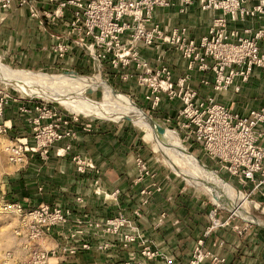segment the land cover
<instances>
[{
	"label": "built area",
	"instance_id": "1",
	"mask_svg": "<svg viewBox=\"0 0 264 264\" xmlns=\"http://www.w3.org/2000/svg\"><path fill=\"white\" fill-rule=\"evenodd\" d=\"M196 2L202 10L215 12L207 33L199 39L192 36L187 26L166 29L155 19L157 8L178 3L180 11L186 12ZM15 3L29 7L34 17L45 18L50 24L64 20L70 12L66 32L52 46L59 58L70 51L71 43L92 54L100 50L114 53L117 61L127 68L126 72L135 63L136 69L143 72L138 77L139 84L152 88L147 99H154L155 104L166 99L181 102L178 116L184 121L180 125L187 130L189 138L193 136L207 158L220 165L231 178H237L249 196L264 198V105L243 115L215 96H202L193 86L194 74L199 73L200 85L211 88L214 93L231 89L240 93L256 69L264 70V25L244 31L234 27L249 19L264 21V0H256L251 5L249 0H0L3 9H10ZM124 38H127V47L113 51V44L120 45ZM149 49L155 53L154 64L142 56L141 50ZM168 51L178 52L186 62L187 72L177 80L166 61ZM128 77L129 74L125 75L124 80ZM20 100L25 98H12L0 87V133L11 134L15 140L8 150L10 161L16 166L22 167L36 157L47 161L51 150L61 142H67L65 150L71 151L80 125L86 133L93 131L94 126L82 124L78 114L64 113L44 100H26L34 103L33 109L26 105L20 107L31 126L29 134L14 137L11 121L5 117L9 105ZM136 160L139 180H143L150 172L141 164V158ZM72 161L80 172L89 169L100 173L91 159L74 155ZM5 209L18 219L17 234L24 239L23 257L17 264H61V258L78 251V246H70L69 240L90 233L113 235L124 248L137 244L141 247V256L149 262L174 264L173 257L150 246L136 222H130L124 215L104 221L78 218L74 229L64 238L65 244L47 248L45 240L69 222L71 209L48 205L28 208L19 202H7ZM216 215L217 210L212 216L213 224H217ZM126 228L131 231L127 232ZM107 246L100 245L98 249ZM203 247L201 239L188 264H204L209 259ZM81 248L89 250L91 246L85 243ZM210 259L213 264H225L216 255Z\"/></svg>",
	"mask_w": 264,
	"mask_h": 264
},
{
	"label": "crops",
	"instance_id": "2",
	"mask_svg": "<svg viewBox=\"0 0 264 264\" xmlns=\"http://www.w3.org/2000/svg\"><path fill=\"white\" fill-rule=\"evenodd\" d=\"M255 1L249 0V4ZM214 14L213 11L202 10L198 2L188 7L186 12H181L180 5L176 3L169 8H157L155 19L166 29L187 26L192 36L199 39L207 33ZM70 17L71 13L67 12L64 20L50 24L45 18H33L27 8L19 7L17 3L10 9L0 6V53L10 62L24 67L77 65L81 61V51L78 48L75 47L62 59L52 52V46L57 44L58 38L66 32ZM262 25L264 21L249 19L234 27L244 31ZM143 55L154 64L155 53L152 49L144 50ZM166 59L173 69L174 80L187 72L186 62L178 52L168 51ZM200 75L194 74L193 85L206 97L210 91L200 85ZM128 84L135 86L137 97L143 101L144 90L139 88L136 82ZM212 95L243 115L251 109L260 108L264 105V70L256 69L249 84L245 85L240 93L231 89ZM23 105L29 109L34 108L33 102L20 100L12 102L6 111L5 118L11 121L14 137L27 136L31 127L26 121L27 116L20 112ZM168 107L169 111L172 110L171 113L175 114L181 104L175 101ZM77 130L78 136L72 143L71 151L65 150L67 142L57 144L51 150L47 161L39 157L29 159L22 167H15L2 186L4 199L8 202H19L28 208L48 205L71 209L73 214L69 222L63 229L57 228L53 231L47 239V248L65 244L64 238L74 229V222L78 218L104 221L123 212L133 219V206H127L129 203L133 204L132 199L138 197L136 192L128 191L129 184L137 176L136 149L132 147V142L128 143V134L133 133L123 128L109 129L103 123L94 124V131L89 133L82 131V125L78 126ZM74 155L86 157L94 162L100 171L102 192H96L92 187L95 175H82L76 171L72 161ZM116 189H120L121 193L117 196L111 195ZM109 197L114 200H109ZM116 199L118 203L115 202ZM162 213L167 215L166 223L158 226V218ZM206 213L204 203L179 196L175 191H167L156 195L153 203L142 209V217L137 221V225L154 249L173 257L174 264H188L197 240L206 227ZM224 239L223 248L214 247L215 240H207L205 247L224 257L225 264H264V238L253 240L252 245L250 242L238 240L233 234H225ZM68 243L70 246L77 245L78 251L75 255L61 258V264H157V261L149 262L143 258L140 254L141 247L137 244L124 248L113 235L90 233L69 240ZM85 243H88L91 249L81 248ZM104 244H108L105 249H98V246ZM204 264H210V261L207 260Z\"/></svg>",
	"mask_w": 264,
	"mask_h": 264
},
{
	"label": "rangeland",
	"instance_id": "3",
	"mask_svg": "<svg viewBox=\"0 0 264 264\" xmlns=\"http://www.w3.org/2000/svg\"><path fill=\"white\" fill-rule=\"evenodd\" d=\"M25 8L29 10L33 18L37 19L33 16V12L30 11L29 7ZM127 45V38H124L121 40L120 45L115 42L112 50L119 51V49L126 48ZM69 47L70 51L75 47L81 51V61L77 63V65L48 66L46 68L39 66L24 67L16 62H10V60L6 59V57L0 53V61L2 64L11 69L25 72L28 75L30 74V76L33 75L26 89L36 95V97H30L24 94L18 89L20 88L17 86L18 84L11 86L0 81V87L12 98L22 97L25 98V100H44L67 114L78 113L70 111L63 104L49 99L47 96H53L63 100L82 99L83 101L96 104L106 112L120 108L125 102H133L151 119L158 124L160 123L163 129L167 128L168 131L176 133L185 151L197 160L199 159L200 161H198L202 164L204 163L203 165L214 170L226 180L229 185H232L239 195L234 202L240 206L243 204L241 206L242 213L236 212L233 208V198L230 194L227 193L226 197H224V190L217 183L212 182L197 169L188 165L176 152L174 147L165 139L156 135L154 136V134H152L154 138L151 141L147 139L146 130L137 126L132 120L124 117L86 116L84 114H78L82 124L91 123L94 126V124L103 123L108 126L109 129L116 128L117 130V128H123L125 130H131L133 133L132 135L128 134L129 141L127 140L128 143L132 142V147L136 149L135 166L137 176L132 183L129 184V190L127 189L129 192H136L138 196L137 199H132L134 202L133 204H127V206H133V219L123 214V212L118 213L112 218L118 215H124L130 222H136L137 224V221L142 217V209L152 204L156 199V195L163 194L167 191H175L179 196L189 197L192 201L195 200L196 202L200 201L206 206L207 224L202 236L197 242L201 239L204 241L203 248L209 254V259L207 260L210 261V264H213V261L210 259L211 256L218 255L216 252L205 247L207 240H215L214 247L223 248L225 246V234H233L238 240L245 241L246 243L250 242L251 245L253 244V240L260 237L264 238V198L249 196L247 190L241 187L237 178H231L220 165L207 158L201 145L194 141L192 138L193 136L189 138L187 130L182 129L181 125L184 124V121L179 118L178 113L174 114L171 113L172 110L169 111L170 108L168 106L173 104L172 101L166 99L155 104L154 99H147V96L152 94V88L148 85L141 86V84H139L137 80L143 72L142 70L136 69L135 63L131 64V68H129L130 72H126L127 68L125 69V67H123L121 61H117L114 53H108L105 50L99 49L100 51L92 54L89 50L79 48L71 43ZM143 51L144 50H141L142 56L145 58ZM52 52L54 51L52 50ZM69 52H67L64 57H66ZM127 74H129V77L127 81H125L124 76ZM129 82H136L138 87L144 90L143 101H140V98L137 97L135 86L133 84H128ZM149 84L151 83L149 82ZM204 87L210 91V94L207 96H214L212 95L214 92L211 88ZM196 89L199 90L198 88ZM88 90H91V92L88 93ZM103 90H107L111 94L106 96ZM179 103L181 104V102ZM1 122L0 120V123ZM17 138L22 137L17 136ZM13 141L15 140L11 137V134L7 135L6 133H0V264H17L23 257L22 247H24V239L17 234L18 219L5 209V204L8 201L4 199L2 187L13 169L18 167L14 165L9 158L8 146H10ZM137 157L141 158V164L147 166L150 172L148 176H144L143 180H139L140 172L136 160ZM73 163L78 173L82 175L92 173L95 175L92 187H94L95 191H103L101 188L102 183L100 184L99 181L100 173L89 169H84V172H80L77 170L76 163ZM95 169L97 170L98 168L96 167ZM120 191V189H116L111 195L117 196L121 193ZM144 191L148 194L143 195L142 192ZM109 198V200H114L111 197ZM115 202L118 203V200L116 199ZM216 210V219L218 221L217 224H213L212 216ZM137 211H139V214H137ZM166 217V213L160 214L158 226L166 223ZM126 229L127 232L131 231L129 228ZM47 239L45 240V245H47ZM150 246H152V243ZM249 249H251V247ZM218 257L222 258L220 256ZM222 259L225 260L226 263V259L224 257Z\"/></svg>",
	"mask_w": 264,
	"mask_h": 264
},
{
	"label": "bare ground",
	"instance_id": "4",
	"mask_svg": "<svg viewBox=\"0 0 264 264\" xmlns=\"http://www.w3.org/2000/svg\"><path fill=\"white\" fill-rule=\"evenodd\" d=\"M4 63V62H3ZM32 76L28 75L25 72L14 70L5 66L0 61V81L6 85H17L24 94L28 96L36 97L33 93L28 91L26 87L31 82ZM58 80V78H57ZM71 81V80H70ZM103 87V86H102ZM103 93L107 96L111 93L107 90H103ZM47 98L58 101L59 103L66 106L70 111L78 114H84L86 116H107V117H118V118H128L132 120L137 126L146 130V138L150 141L154 138V136L161 137L165 139L169 144H171L176 152L181 156V158L187 162L188 165L197 169L201 174L206 176L212 182L217 183L224 191V197H226L227 193L232 196L233 208L236 212L240 213L242 209V205L236 204L234 200L239 197L236 193L235 188L232 185H229L226 180H224L219 174H217L214 170L209 168L206 165H203L196 158L192 157L188 154L183 145L180 143V139L177 134L168 129H163L156 121L151 119L148 115H146L138 106H136L133 102H125L124 105L120 106V108L115 109L113 111L106 112L101 109L94 103L83 101L82 99H61L53 96H47ZM154 134V136L152 135ZM222 191V190H221ZM222 193V194H223ZM226 199V198H225ZM239 199V198H238ZM224 202V201H223ZM256 206V205H255ZM242 213V212H241ZM240 215V214H239ZM242 216V215H241Z\"/></svg>",
	"mask_w": 264,
	"mask_h": 264
},
{
	"label": "water",
	"instance_id": "5",
	"mask_svg": "<svg viewBox=\"0 0 264 264\" xmlns=\"http://www.w3.org/2000/svg\"><path fill=\"white\" fill-rule=\"evenodd\" d=\"M91 92V90H88V93H90Z\"/></svg>",
	"mask_w": 264,
	"mask_h": 264
}]
</instances>
